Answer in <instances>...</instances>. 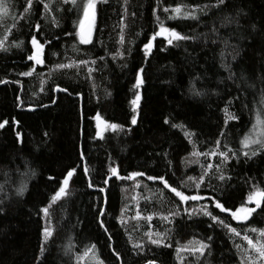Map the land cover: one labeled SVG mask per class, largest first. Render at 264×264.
I'll list each match as a JSON object with an SVG mask.
<instances>
[{
	"label": "trees",
	"instance_id": "trees-1",
	"mask_svg": "<svg viewBox=\"0 0 264 264\" xmlns=\"http://www.w3.org/2000/svg\"><path fill=\"white\" fill-rule=\"evenodd\" d=\"M257 194L264 0H0V264H264Z\"/></svg>",
	"mask_w": 264,
	"mask_h": 264
},
{
	"label": "rangeland",
	"instance_id": "rangeland-1",
	"mask_svg": "<svg viewBox=\"0 0 264 264\" xmlns=\"http://www.w3.org/2000/svg\"><path fill=\"white\" fill-rule=\"evenodd\" d=\"M90 18L95 20V26H94V31H95L97 13H96V8L93 7L92 5H89L86 8L82 22H81V25H80V29H82L86 25V23L89 21ZM90 40H85V41H90ZM98 126H99L98 127L99 135H101L104 131L105 123L101 122V123H99ZM263 197H264V194H257L251 199V202H258L259 203L263 199ZM254 209H255V207H252V206L242 207L236 212L235 218L239 221H244L246 219H249L251 217L250 215L252 214Z\"/></svg>",
	"mask_w": 264,
	"mask_h": 264
},
{
	"label": "water",
	"instance_id": "water-1",
	"mask_svg": "<svg viewBox=\"0 0 264 264\" xmlns=\"http://www.w3.org/2000/svg\"><path fill=\"white\" fill-rule=\"evenodd\" d=\"M94 33V19L90 18L86 25L80 29L79 34L85 40H90ZM160 36V35H158ZM154 47V41L151 40L150 44L147 46L149 50H152ZM141 84V83H140ZM60 88L58 87L56 91H59ZM33 109V108H30Z\"/></svg>",
	"mask_w": 264,
	"mask_h": 264
}]
</instances>
